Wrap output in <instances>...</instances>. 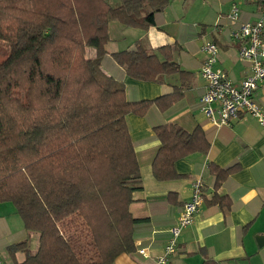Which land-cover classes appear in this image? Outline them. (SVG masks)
Returning a JSON list of instances; mask_svg holds the SVG:
<instances>
[{
	"label": "trees",
	"instance_id": "trees-1",
	"mask_svg": "<svg viewBox=\"0 0 264 264\" xmlns=\"http://www.w3.org/2000/svg\"><path fill=\"white\" fill-rule=\"evenodd\" d=\"M0 0V203L10 202L27 231L39 235L35 255L26 243L9 246L17 264H111L134 251L138 220L128 207L141 189L126 117L151 106L168 110L191 85L193 74L173 60L174 47L112 54L132 79L178 85L154 100L129 102L122 83L106 76L108 23L147 29L171 0ZM90 50L94 51L88 56ZM160 147L151 164L157 181L180 178L174 163L210 148L203 131L175 124L153 128ZM215 188L238 164H209ZM226 216L230 200L209 201Z\"/></svg>",
	"mask_w": 264,
	"mask_h": 264
},
{
	"label": "crops",
	"instance_id": "crops-1",
	"mask_svg": "<svg viewBox=\"0 0 264 264\" xmlns=\"http://www.w3.org/2000/svg\"><path fill=\"white\" fill-rule=\"evenodd\" d=\"M112 7L119 0H105ZM238 8L236 20L228 18L232 5ZM257 0H171L154 15V25L147 29L125 27L110 21L106 54L101 61L102 72L123 84L129 102L154 100L173 91L178 79L165 83L138 81L130 78L112 58L113 53L135 49L138 42L148 53L161 47H174L173 60L193 78L182 98L168 110L151 106L143 117H126L129 136L140 172L141 189L132 194L128 210L133 219L134 251L120 254L111 264H156L164 256L170 238L169 230L176 224L183 204L191 198L192 183H203L204 201L191 226L182 230L178 250L167 256L166 264H264V129L250 115H241L227 125L214 126L199 109V98L205 91L200 76L204 58L200 48L204 41L218 48L216 67L238 84L250 73L249 64L238 56L240 40L232 39V31L244 23L258 19ZM94 54L90 50L88 56ZM254 100L264 113V82L254 92ZM175 124L188 133L200 128L210 148L206 154H192L174 163L180 178L157 181L151 164L160 147L153 128ZM209 164L219 168L238 164V171L215 188ZM215 195H226L230 211H223L209 201ZM39 235L27 231L14 206L0 203V259L5 264L21 263L25 252L10 255L9 246L26 243L27 253L35 255ZM146 250L145 256L139 250Z\"/></svg>",
	"mask_w": 264,
	"mask_h": 264
},
{
	"label": "built area",
	"instance_id": "built-area-1",
	"mask_svg": "<svg viewBox=\"0 0 264 264\" xmlns=\"http://www.w3.org/2000/svg\"><path fill=\"white\" fill-rule=\"evenodd\" d=\"M258 19L254 23H244L232 31V39L240 40L238 50L240 60L249 64L250 73L238 84L232 82L227 74L216 67L218 48L211 41H204L201 52L204 55L200 76L205 82V91L199 98L198 104L204 117L214 126L227 125L231 120L241 115H250L264 129V113L254 100V92L260 83L264 82V0H257ZM238 8L232 5L228 16L236 20ZM203 183L195 180L192 183L191 198L186 201L176 220L170 228V238L164 247V256L156 260V264H166L167 256L178 250V239L182 230L191 226L199 208L204 201ZM143 256L146 250H139ZM0 264H5L0 259Z\"/></svg>",
	"mask_w": 264,
	"mask_h": 264
},
{
	"label": "rangeland",
	"instance_id": "rangeland-1",
	"mask_svg": "<svg viewBox=\"0 0 264 264\" xmlns=\"http://www.w3.org/2000/svg\"><path fill=\"white\" fill-rule=\"evenodd\" d=\"M7 53H8L7 45L4 42L0 41V62L6 58ZM6 203L12 206L10 202H6Z\"/></svg>",
	"mask_w": 264,
	"mask_h": 264
},
{
	"label": "water",
	"instance_id": "water-1",
	"mask_svg": "<svg viewBox=\"0 0 264 264\" xmlns=\"http://www.w3.org/2000/svg\"><path fill=\"white\" fill-rule=\"evenodd\" d=\"M257 244L258 246H263L264 245V239H257Z\"/></svg>",
	"mask_w": 264,
	"mask_h": 264
}]
</instances>
